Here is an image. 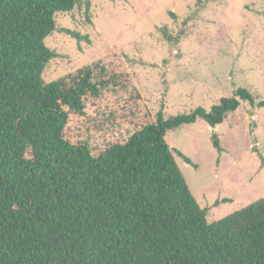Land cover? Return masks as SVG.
<instances>
[{"label": "trees", "instance_id": "1", "mask_svg": "<svg viewBox=\"0 0 264 264\" xmlns=\"http://www.w3.org/2000/svg\"><path fill=\"white\" fill-rule=\"evenodd\" d=\"M81 2L0 0V264H264V197L208 223L176 157L195 165L165 140L197 120L215 128L241 101L253 102L246 89L210 111L159 112L101 148L67 139L71 117L108 90L133 86L98 63L41 80L57 57L44 44L54 16ZM212 144L222 152L215 134Z\"/></svg>", "mask_w": 264, "mask_h": 264}, {"label": "rangeland", "instance_id": "2", "mask_svg": "<svg viewBox=\"0 0 264 264\" xmlns=\"http://www.w3.org/2000/svg\"><path fill=\"white\" fill-rule=\"evenodd\" d=\"M198 1L82 0L73 11L54 16L55 29L44 44L57 57L41 80L49 84L98 63L132 83L126 91L108 90L101 101L88 104L85 115L70 118L67 139L95 148L124 138L159 112L166 119L198 107L210 111L246 89L253 102L241 101L215 128L197 120L165 136L170 148L195 165L176 157L212 223L264 197V107L259 106L264 0H215L203 6ZM63 29L86 35L89 42H78ZM111 113L121 120L110 122ZM214 134L221 153L213 147Z\"/></svg>", "mask_w": 264, "mask_h": 264}]
</instances>
